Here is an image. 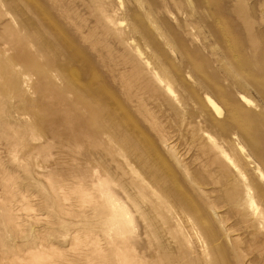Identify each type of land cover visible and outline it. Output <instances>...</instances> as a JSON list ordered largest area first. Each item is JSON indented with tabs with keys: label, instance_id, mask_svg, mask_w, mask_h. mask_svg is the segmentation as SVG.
I'll return each mask as SVG.
<instances>
[{
	"label": "rangeland",
	"instance_id": "obj_1",
	"mask_svg": "<svg viewBox=\"0 0 264 264\" xmlns=\"http://www.w3.org/2000/svg\"><path fill=\"white\" fill-rule=\"evenodd\" d=\"M257 167L264 0H0L4 253L264 264Z\"/></svg>",
	"mask_w": 264,
	"mask_h": 264
},
{
	"label": "bare ground",
	"instance_id": "obj_2",
	"mask_svg": "<svg viewBox=\"0 0 264 264\" xmlns=\"http://www.w3.org/2000/svg\"><path fill=\"white\" fill-rule=\"evenodd\" d=\"M216 112L218 114H220V110L218 108H216ZM240 149L243 150L242 147ZM257 172L259 174V178L261 180H264V175L261 172L259 167H257ZM249 203L252 206L253 205V200H250ZM0 264H63V263H61L60 260H47L45 258H41V257H37V256H31V257L30 256H27V257L12 256V255H10L8 253H4L3 249H0Z\"/></svg>",
	"mask_w": 264,
	"mask_h": 264
}]
</instances>
